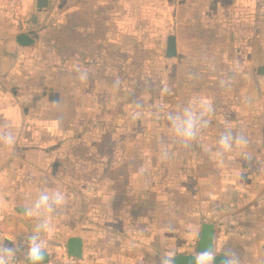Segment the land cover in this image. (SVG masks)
<instances>
[{
    "label": "rangeland",
    "instance_id": "rangeland-1",
    "mask_svg": "<svg viewBox=\"0 0 264 264\" xmlns=\"http://www.w3.org/2000/svg\"><path fill=\"white\" fill-rule=\"evenodd\" d=\"M247 14L249 24H200L176 40L154 38L142 26L122 42L123 51L109 44L106 55L91 57L82 35L74 40L67 8L58 10L9 82L19 92L34 87L42 68L46 95L61 103L40 104L41 116L25 106L23 121L0 123V133L13 137L11 145L0 144L1 209L30 207L44 191L63 193V204L42 216L60 245L106 217L113 222L118 204H135L144 214L155 207L158 237L165 230L176 251H186L195 223L217 211L226 240L242 247L243 258L253 252L264 264V76L255 74L252 50L257 42L264 64V0H253ZM223 29L231 39L218 35ZM169 42L176 46L172 57ZM250 77L254 98L247 96ZM201 102L213 111L186 144L169 114L190 104L199 110ZM226 133L248 144L233 142L224 152L218 141ZM133 194L140 195L134 203Z\"/></svg>",
    "mask_w": 264,
    "mask_h": 264
},
{
    "label": "crops",
    "instance_id": "crops-1",
    "mask_svg": "<svg viewBox=\"0 0 264 264\" xmlns=\"http://www.w3.org/2000/svg\"><path fill=\"white\" fill-rule=\"evenodd\" d=\"M21 1V10L17 14L11 15L0 9V123L16 124L23 121L24 116H28L24 111L25 106L34 105L37 110L35 116H41L40 104L61 103V100L50 99L49 95H46L45 76L37 75L42 72L40 71L42 68L36 72V79H40L34 87L29 86V89L19 92L17 88L20 87L12 86L9 82L14 72L20 69V64H27L29 55L40 44L42 36L40 30L43 24L48 20L52 22L53 18L58 17L60 9L68 10L74 40L77 41V35H82L79 39L84 41L85 55L97 57L108 53L109 44L113 45L114 50L123 51L122 42L125 39L136 38L137 29L140 30L142 26H148L154 38L176 40L182 39L183 35L186 37L188 31L190 34H195V32L191 33L194 31L193 26L200 24L230 26L236 21L249 24L248 19L251 14H247V10H251L253 2V0H48L47 7L39 9L36 0ZM237 9L245 12L237 17ZM30 14L37 15L36 23L29 21ZM225 31L223 29L218 35H222V39H231L230 30L229 33ZM21 32L27 33L33 42L28 45L19 44L16 36ZM225 33L229 36H223ZM190 38L193 39V35H190ZM247 38L245 32L242 39L247 40ZM35 68L37 69V66ZM51 88L54 90V85H51ZM54 109L53 116L56 112ZM132 196L134 203L140 195ZM125 206L118 204L116 219L113 222L108 223L106 217V223L102 222L101 225L95 224V226L92 224L91 227L88 225L84 230L72 233L64 239V244L69 236H79L82 239V256L79 264H161V259L169 251L174 252L175 255L178 253L196 255V244L201 226L205 222L214 226L213 245L217 250L224 241H227L225 235L220 233L221 225L225 222L218 220L220 214L217 215V211H213L208 213V217L195 223L194 241L190 243L191 245L188 240L186 241L192 249L188 246L186 251H176L173 245H169L171 241L166 238L165 230L161 231L164 233L162 238L158 237L151 214L155 207L144 214L135 204L127 205V208ZM15 210L6 212L0 207V226L7 232L34 234L38 223H46L43 217L26 216L25 208L16 207ZM7 225L14 227L9 229ZM47 230L40 234L41 240L48 245L55 244L56 240ZM225 246L234 247L240 254L244 253L242 247L234 246L231 242L227 241ZM258 257L260 256L252 252L249 257L243 258L244 264H257ZM220 259L221 257L218 256L219 264Z\"/></svg>",
    "mask_w": 264,
    "mask_h": 264
},
{
    "label": "clouds",
    "instance_id": "clouds-1",
    "mask_svg": "<svg viewBox=\"0 0 264 264\" xmlns=\"http://www.w3.org/2000/svg\"><path fill=\"white\" fill-rule=\"evenodd\" d=\"M211 103H200L199 110H197L191 104L184 108L182 114L172 115L169 114L168 119L170 120L176 134L187 142L194 139L200 127H206L208 124L207 120L203 117L212 112ZM139 118L137 112L133 119ZM13 137L10 132L0 133V144L11 145ZM233 142L237 145L248 144V140L243 135H237L233 137L231 133H226L221 136L218 143L224 152L232 150ZM64 202V195L59 191L54 192H41L38 198L33 202L30 207L25 208L24 214L28 217L40 218L46 214H52L56 208L61 206ZM9 229H12L13 225H7ZM47 230L46 223H38L35 228L34 234L28 236L24 242L23 250L21 246L12 240V245L8 246L0 241V264H15L18 259V253H22L23 264H44L45 260V247L41 240L40 234ZM224 241L219 250L215 245L199 251L193 257V264H217V257H221L220 264H244V259L241 254L234 247H226ZM161 264H175V254L169 251L161 259Z\"/></svg>",
    "mask_w": 264,
    "mask_h": 264
},
{
    "label": "water",
    "instance_id": "water-1",
    "mask_svg": "<svg viewBox=\"0 0 264 264\" xmlns=\"http://www.w3.org/2000/svg\"><path fill=\"white\" fill-rule=\"evenodd\" d=\"M37 8H45L48 5V0H36ZM30 22H37V15L30 14L29 15ZM16 39L21 45H28L33 42V39L24 32L19 33L16 36ZM176 55V47L173 42H169L166 48V56L172 57ZM253 59L256 64L255 66V74L264 76V64H261V52L260 47L257 42L253 45ZM248 97L254 98L256 97V83L253 77H250L248 84ZM213 224L212 223H203L201 226V231L199 235V239L196 244L195 251L198 253L205 248L213 246ZM27 233V232H26ZM65 246L67 252L72 255L74 258L80 259L82 256V239L79 236H69L65 242ZM195 253H178L175 255V264H193V257ZM47 260V255L45 252V260ZM219 264V263H217Z\"/></svg>",
    "mask_w": 264,
    "mask_h": 264
},
{
    "label": "built area",
    "instance_id": "built-area-1",
    "mask_svg": "<svg viewBox=\"0 0 264 264\" xmlns=\"http://www.w3.org/2000/svg\"><path fill=\"white\" fill-rule=\"evenodd\" d=\"M21 0H0V9L6 11L7 13L14 15L20 12L21 10ZM32 234L23 233V232H7L0 227V241H3L4 244L8 246L12 245V240H15L23 250L24 242L28 236ZM43 241V240H42ZM45 244V252L47 255V260L44 264H79V259L74 258L67 252L65 244L60 245H48ZM18 259L15 261V264H23L22 253H18Z\"/></svg>",
    "mask_w": 264,
    "mask_h": 264
}]
</instances>
